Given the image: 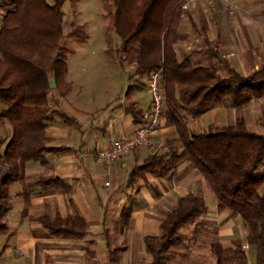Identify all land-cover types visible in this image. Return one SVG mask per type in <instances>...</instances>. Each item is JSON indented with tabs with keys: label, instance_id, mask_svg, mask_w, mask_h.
Returning a JSON list of instances; mask_svg holds the SVG:
<instances>
[{
	"label": "crops",
	"instance_id": "crops-1",
	"mask_svg": "<svg viewBox=\"0 0 264 264\" xmlns=\"http://www.w3.org/2000/svg\"><path fill=\"white\" fill-rule=\"evenodd\" d=\"M226 1L199 0L185 10L175 44L178 58L189 56L195 66L210 67L221 77L229 76L231 70L243 75L263 70L264 0ZM4 10L0 1V28ZM140 79L134 83L130 80V87L122 91L115 103L91 105L82 89L78 91V102L73 101L69 98L72 81L69 92L58 98L59 106L46 128L49 145L56 149L45 152L42 159L27 162L24 176L9 186L10 209L1 221L5 228L0 229L5 234L0 263L150 264L152 256L145 246V237L161 234V223L178 198L200 188L207 212L196 225L180 229L192 240L187 244L190 247L196 232L197 246L189 253L186 245L176 248V257L167 264H216L213 244L235 249L236 241L246 254V264H256L257 249L247 241L241 218L229 210H218L215 193L202 174L189 168L187 161L165 175L146 173L135 182L129 181L131 172L147 156L166 153L170 141L177 137V128L169 123L165 113L150 147L136 148L108 166L95 161V152L111 140L135 136L151 103V97L145 99L142 94H150L148 74L145 73V81ZM252 102L251 113L258 120L264 118L262 105ZM239 109L244 110L246 118L245 106L216 105L199 117L187 116V123L191 132L198 134L212 125L231 124ZM179 112H185L184 108L180 107ZM261 128L259 122L260 131H264ZM10 135V126L0 124V155ZM82 148L90 150L87 157L81 155ZM75 215L82 216L88 224L87 233L81 238L56 235L41 220L44 216ZM200 225L203 230L213 228L208 233L215 230V239L201 237L197 229ZM9 245L19 249L12 253ZM202 245L206 251L199 250ZM11 255L16 260H11ZM230 264L240 263L233 260Z\"/></svg>",
	"mask_w": 264,
	"mask_h": 264
},
{
	"label": "trees",
	"instance_id": "trees-1",
	"mask_svg": "<svg viewBox=\"0 0 264 264\" xmlns=\"http://www.w3.org/2000/svg\"><path fill=\"white\" fill-rule=\"evenodd\" d=\"M4 7L0 28V124H8L11 135L0 155V229L10 207L9 186L24 176V166L52 151L46 135L48 121L71 88L67 81L68 49L61 9L64 0H0ZM113 27L120 50L136 72L149 74L162 68L165 94L164 113L178 135L166 153L147 156L134 168L129 181L146 173L165 175L183 161L204 176L217 199L219 211L229 210L243 221L247 241L257 249L256 264H264V174L254 172L264 161V131L249 126L243 115L231 124L210 126L193 134L187 116L199 117L216 105L241 108L264 97V69L249 75L231 70L221 77L216 70L195 66L187 56L179 59L175 44L178 26L185 12L184 0H112ZM72 25V24H71ZM82 26L69 30L71 36L84 34ZM56 88H51V77ZM57 94V95H56ZM185 110V115L179 108ZM142 119V118H141ZM141 121V120H140ZM264 128V121H261ZM179 144V145H174ZM208 205L202 189L178 198L161 223V234L145 237L152 256L150 264H167L176 257V248L187 246L181 228L198 223ZM56 235L83 237L88 224L80 215L41 218ZM216 264L237 260L246 264L241 243L236 248L213 244Z\"/></svg>",
	"mask_w": 264,
	"mask_h": 264
},
{
	"label": "rangeland",
	"instance_id": "rangeland-1",
	"mask_svg": "<svg viewBox=\"0 0 264 264\" xmlns=\"http://www.w3.org/2000/svg\"><path fill=\"white\" fill-rule=\"evenodd\" d=\"M54 1L47 0L51 4ZM1 8L4 10V7L1 6ZM113 8L112 0H64L62 3L64 36L61 45L68 49V53L66 54L68 67L66 79L73 82V93L69 97L73 98V101L78 102V91L82 89L85 96L88 95L87 100L90 101L91 105L97 104L101 106L103 103H107V101L115 103L119 99V96L122 95V91H127L130 87L127 84L130 80L132 83L140 78V80L145 81V73L136 72L134 67L132 68L133 65L127 59L126 54L120 50L121 40L114 30L113 18L110 14ZM78 26L83 27L84 34L81 36L69 35V30ZM223 74H226V72ZM142 94L145 99L151 97L149 93L145 95V91ZM255 101L259 102V99ZM258 104L262 105H260V108H264V101ZM252 105L253 102L245 106L246 119L250 121L251 127L254 130L260 131L259 122L264 121V118L261 117L258 120L256 115L251 113ZM260 108L258 111H260ZM243 112L244 110L240 111L239 109L235 113V117L244 116ZM234 121L232 120L231 123ZM262 174H264V161L254 172V176L258 177ZM197 229H200L199 233H202L201 237L207 240L215 239V230H211L208 233V229L213 228L208 226L203 230V226H201L197 227ZM2 233L0 232V252L4 245L1 240L5 234ZM194 233L195 236L191 247L188 245L184 247L188 250V253L189 251H194V247L197 246V244H194L195 239H197L196 232ZM5 239L9 242L7 236ZM191 241L188 238V243ZM8 247L12 253L16 249H19L12 245ZM199 250L206 251L207 247L202 245L199 247ZM11 256V260H16L14 255ZM0 264L8 263L4 262Z\"/></svg>",
	"mask_w": 264,
	"mask_h": 264
},
{
	"label": "built area",
	"instance_id": "built-area-1",
	"mask_svg": "<svg viewBox=\"0 0 264 264\" xmlns=\"http://www.w3.org/2000/svg\"><path fill=\"white\" fill-rule=\"evenodd\" d=\"M199 0H184L182 8L187 10L192 3ZM204 1V0H203ZM227 2L226 0H222ZM163 70L156 69L148 74V88L151 94L149 109L143 113L136 134L132 138L114 139L106 146L95 152V161L99 165L108 166L113 160H119L130 154L136 148H147L153 143L159 124L164 115L165 94L162 87ZM90 154L88 148H82L81 155L87 157Z\"/></svg>",
	"mask_w": 264,
	"mask_h": 264
},
{
	"label": "water",
	"instance_id": "water-1",
	"mask_svg": "<svg viewBox=\"0 0 264 264\" xmlns=\"http://www.w3.org/2000/svg\"><path fill=\"white\" fill-rule=\"evenodd\" d=\"M51 88L55 89L56 88V79L54 76L51 77Z\"/></svg>",
	"mask_w": 264,
	"mask_h": 264
}]
</instances>
